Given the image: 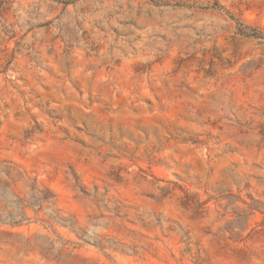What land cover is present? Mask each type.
I'll use <instances>...</instances> for the list:
<instances>
[{
  "label": "clouds",
  "instance_id": "obj_1",
  "mask_svg": "<svg viewBox=\"0 0 264 264\" xmlns=\"http://www.w3.org/2000/svg\"><path fill=\"white\" fill-rule=\"evenodd\" d=\"M47 21L91 71L37 113L42 131L0 117V264H78L120 246L115 218L168 233L176 264H264V0H0L3 40L27 47ZM194 144L202 167L183 162ZM124 159L166 177L134 207L116 198Z\"/></svg>",
  "mask_w": 264,
  "mask_h": 264
},
{
  "label": "rangeland",
  "instance_id": "obj_2",
  "mask_svg": "<svg viewBox=\"0 0 264 264\" xmlns=\"http://www.w3.org/2000/svg\"><path fill=\"white\" fill-rule=\"evenodd\" d=\"M50 23L47 21L39 25L37 30L44 28L45 35L37 37L27 47L22 44L27 34L17 39V33L12 32L9 35V31L5 29L4 36L7 40L0 37V117L7 119L9 129L22 128L26 117L34 125L39 124L42 131L44 121L39 119L37 113L46 116L45 109L54 110L60 97L67 96L76 100L82 95L81 80L84 72L91 71V68L86 66L84 69H73L66 59H62L63 53H57V44L62 46L63 41L47 36ZM27 49H32V54ZM102 49L103 45L95 44L90 47V52L99 53ZM71 106L78 107L77 104ZM4 127L5 120L0 119V129ZM12 139L11 131L7 136L0 132V147L5 140ZM80 139L83 138L77 137L73 143ZM198 148L199 146L194 144L184 149L189 158L183 162L189 165L199 163L202 167L206 160ZM118 167L119 180L114 178L118 193L116 198L130 207L137 206L144 200L141 193L151 188V184L146 182L149 175L161 182L166 178L165 175L158 174L155 168L151 172L147 171L146 164L138 168L130 159H124ZM56 188L63 192L59 183H56ZM170 206L176 208V202L173 201ZM112 223L114 227L108 236L118 241L120 246L133 251L130 253L121 250L120 246L108 250L91 245L82 246L75 249L78 264H176L179 252L165 231L147 228L120 218L113 219ZM257 223L264 224V221L258 220ZM227 260V256L221 254L218 264H227Z\"/></svg>",
  "mask_w": 264,
  "mask_h": 264
}]
</instances>
